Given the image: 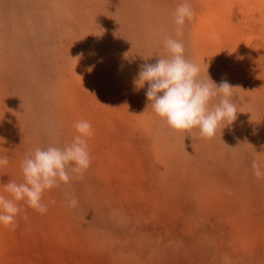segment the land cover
I'll return each instance as SVG.
<instances>
[{"label": "rangeland", "instance_id": "1", "mask_svg": "<svg viewBox=\"0 0 264 264\" xmlns=\"http://www.w3.org/2000/svg\"><path fill=\"white\" fill-rule=\"evenodd\" d=\"M182 2L0 0V194L36 147L93 129L83 179L0 225V264H264V0H190L176 37ZM168 36L235 87L241 112L211 139L170 128L136 84Z\"/></svg>", "mask_w": 264, "mask_h": 264}, {"label": "clouds", "instance_id": "2", "mask_svg": "<svg viewBox=\"0 0 264 264\" xmlns=\"http://www.w3.org/2000/svg\"><path fill=\"white\" fill-rule=\"evenodd\" d=\"M194 15L190 0L177 5L173 12L176 37L183 36L186 22ZM162 46L164 54H157L159 58L155 63L141 66L136 80L138 88L147 82L146 98L153 112L170 128L185 133L198 129L201 138H213L241 112L233 100L235 87L226 80L217 84L209 77L207 69L206 76H202L200 66L186 56L182 40L168 36L163 39ZM73 127L76 135L71 142L36 147L25 156L20 164L22 183L10 180L4 184L3 191L11 197L0 194V225L4 228L14 230L17 227L16 216L21 212L19 201L41 215L46 214L48 206L43 202L46 191L60 187L61 183L69 185L73 179H83L92 162L87 141L93 129L87 120H78ZM8 164V156H0V168ZM261 168V163L253 160V175L257 179H264ZM65 196L70 208L78 205L77 197L68 193Z\"/></svg>", "mask_w": 264, "mask_h": 264}]
</instances>
